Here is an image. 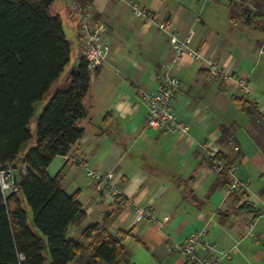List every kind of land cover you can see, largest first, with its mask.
<instances>
[{
  "label": "crops",
  "instance_id": "obj_1",
  "mask_svg": "<svg viewBox=\"0 0 264 264\" xmlns=\"http://www.w3.org/2000/svg\"><path fill=\"white\" fill-rule=\"evenodd\" d=\"M79 1L106 24L110 52L90 74L83 99L86 115L79 120L83 135L66 153L83 156L85 166L56 155L46 168L51 176L59 174L67 193L77 194L86 214L66 236L86 245L90 240L81 232L97 222L112 234L129 232L117 264H190L182 253L169 251V243H182L204 228L215 249L200 245L198 254L226 250L229 256L217 264H264V135L234 100L244 97L264 116V35L233 14L241 0H132L147 8L152 19L135 16L128 0ZM61 7L68 9L59 1L53 12L60 15L65 33L66 25L75 35L70 41L78 50L73 66L79 57L78 23L73 27ZM162 19L180 33L193 28L191 48L213 58L230 76H245L249 82L250 91L244 92L234 82L212 76L205 62L186 56L174 63L170 71L179 88L173 107L186 132L144 125L140 92L156 88L161 62L170 61L173 52L168 34L157 27ZM200 144L227 155L247 187L227 192V182L212 170ZM85 168L111 172L123 199L109 202ZM131 201L148 206L153 220L137 222ZM88 256L85 250L70 263Z\"/></svg>",
  "mask_w": 264,
  "mask_h": 264
},
{
  "label": "trees",
  "instance_id": "obj_2",
  "mask_svg": "<svg viewBox=\"0 0 264 264\" xmlns=\"http://www.w3.org/2000/svg\"><path fill=\"white\" fill-rule=\"evenodd\" d=\"M261 30L264 35V24ZM70 53L62 19L50 3L0 0V165L16 164V188L4 194L0 186V264H69L85 250L89 256L79 264H117L129 234H112L95 222L81 232L90 240L86 245L66 236L86 214L77 194L67 193L59 174L51 176L46 168L83 135L79 120L86 115L83 99L91 70L80 52L66 69ZM51 88L35 115L36 104ZM234 100L264 135V116L256 106L244 97ZM224 132L222 126L223 137ZM215 158L232 163L221 152ZM220 174L226 183L227 171Z\"/></svg>",
  "mask_w": 264,
  "mask_h": 264
},
{
  "label": "built area",
  "instance_id": "obj_3",
  "mask_svg": "<svg viewBox=\"0 0 264 264\" xmlns=\"http://www.w3.org/2000/svg\"><path fill=\"white\" fill-rule=\"evenodd\" d=\"M70 10L71 14L77 18L78 28L81 36L80 55L87 61V66L94 71L101 66L107 59L110 46L104 38L107 27L96 19L88 5L79 0H61ZM135 16L143 19H152L151 12L139 6L132 0L127 1ZM159 30L168 34V42L173 49L170 61H162L161 69L156 73L157 86L154 90L141 91V100L146 107L144 115V125L147 128L156 130H167L173 132H186L188 127L176 117L173 102L179 88L178 77L171 73V67L178 60L188 56L190 58L205 62L209 73L224 81H232L244 92H249L248 78L245 76L232 77L224 67L217 64L213 58H206L204 54L196 48L190 47V41L194 35V29L189 28L186 32L180 33L171 29L169 21L162 19L156 22ZM202 155L212 161L211 168L215 173L220 174L223 170L227 171L228 181L226 183L227 192L245 189L246 183L241 181L235 174L236 165L231 163L226 165L224 161L215 158L216 152L209 150L205 144L199 145ZM64 161L85 166L83 156L79 154L62 155ZM14 167L12 165H0V186L4 194L16 188L14 180ZM87 176L93 180L95 189L104 194L109 202L123 199V192L119 185L112 179L111 172H102L95 169L85 168ZM134 210L135 220H153V215L148 206L140 205L136 202H129ZM206 229L191 232L182 243L170 241L168 250L182 253L190 264H217L221 258L228 257V251L210 252L207 255H200L197 252L198 246L215 249L211 241L205 238ZM253 240H258V234L253 231L248 232ZM264 247V245H263Z\"/></svg>",
  "mask_w": 264,
  "mask_h": 264
},
{
  "label": "rangeland",
  "instance_id": "obj_4",
  "mask_svg": "<svg viewBox=\"0 0 264 264\" xmlns=\"http://www.w3.org/2000/svg\"><path fill=\"white\" fill-rule=\"evenodd\" d=\"M59 1H61V0H53L52 1L51 6H50V8H51L50 10L52 12L54 11V9H55V7H56V5L58 4ZM61 8H62L61 12L67 14L68 19L73 22V24H74L73 27H75L76 22H77V18L75 16H72V15L70 16L68 9H66L65 7H61ZM233 14H235L238 18H242V19L248 20L251 24H253L256 27H258L259 29H261L262 25L264 24V19H263L264 18V0H241L240 2L236 3V5H234ZM258 14H260V15H258ZM261 19H263V20H261ZM105 26H106V24H105ZM65 27H66L65 30H66L67 38L70 41L74 42L75 35L70 34V28L68 26L65 25ZM77 52H78L77 46L73 45L71 43L70 62L66 66V69H69V67H70L71 63L73 62V60L76 59L77 54H78ZM51 93H52V88L45 95L43 100H41L40 102H38L36 104V106H35V115L40 111L42 105L45 103V101L51 95ZM35 117L36 116L33 117V120L31 122V128L32 129H34ZM32 144L33 143H31L30 145H32ZM70 154H72V153H70Z\"/></svg>",
  "mask_w": 264,
  "mask_h": 264
},
{
  "label": "water",
  "instance_id": "obj_5",
  "mask_svg": "<svg viewBox=\"0 0 264 264\" xmlns=\"http://www.w3.org/2000/svg\"><path fill=\"white\" fill-rule=\"evenodd\" d=\"M43 1H45L47 4H49V3H51L53 0H43ZM15 166H16V164L15 163H13L12 164V167H14L15 168ZM14 180H15V176H14ZM10 193H12V190L11 191H9V194Z\"/></svg>",
  "mask_w": 264,
  "mask_h": 264
}]
</instances>
